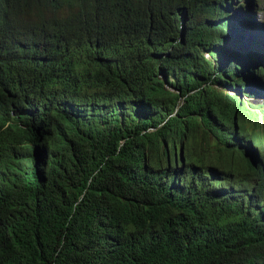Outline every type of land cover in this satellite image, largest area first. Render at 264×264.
Listing matches in <instances>:
<instances>
[{
  "label": "trees",
  "instance_id": "16d2710c",
  "mask_svg": "<svg viewBox=\"0 0 264 264\" xmlns=\"http://www.w3.org/2000/svg\"><path fill=\"white\" fill-rule=\"evenodd\" d=\"M134 2L130 11L114 0H0V50L9 55L0 90L14 92L1 102L46 90L71 106L47 139L20 133L19 152L11 150L10 179L0 186V264H264V242L239 209L170 202L160 185L165 145L185 140L194 150L206 141L228 163L241 156L233 136L264 147L263 108L235 105L226 90L251 58L230 54L221 69L214 43L230 47L207 34L233 35L230 10L242 6ZM78 3L96 24L97 45L56 42L46 69L30 44L71 30L75 14L65 6ZM107 11L110 19L100 16ZM117 31H129L131 49L108 40Z\"/></svg>",
  "mask_w": 264,
  "mask_h": 264
},
{
  "label": "clouds",
  "instance_id": "9594fccd",
  "mask_svg": "<svg viewBox=\"0 0 264 264\" xmlns=\"http://www.w3.org/2000/svg\"><path fill=\"white\" fill-rule=\"evenodd\" d=\"M64 1V0H63ZM123 7V10H134V0H114ZM62 0H60V3ZM242 7H236V13L230 12V15L238 14V10L244 15L248 13L251 20L248 22L253 26H262L257 23L254 13L251 9L249 1H245ZM75 14L72 21L73 28L60 38H56L53 42L47 43L45 33L34 45L33 41L30 45L37 51L36 60H38L46 69H51V66L45 63L50 50L56 48V42L64 45L68 40H72L86 46L95 47L97 45L96 24L92 20L90 12L86 14L82 11V6L74 4L71 8L65 6ZM79 10V18L78 17ZM233 10V9H232ZM233 10V11H234ZM246 15V14H245ZM105 19L111 18L109 11L102 15ZM1 17V15H0ZM26 21V14L23 16ZM127 18V17H126ZM128 19V18H127ZM233 17V23L235 20ZM234 20V21H233ZM263 21V19H262ZM183 26V23H181ZM232 25V24H231ZM233 35L225 37L230 49L226 48V44L215 42V49L218 52L217 59L214 60L215 65L221 63V69H226L229 62L230 54L240 60L251 58V65H243L239 73L231 80L233 85L228 88L231 91L227 93L231 95L235 105H240L242 100H248L253 106L257 105L253 98L264 94V74L258 76L254 73L255 70H264V46L257 44L254 36L250 34H242L244 28L234 27ZM240 30V31H239ZM129 31H117L109 34L108 40L122 44L127 49L129 47ZM255 35V34H253ZM1 36V29H0ZM256 36V35H255ZM7 38V36L5 35ZM258 37V36H257ZM233 38V40H232ZM21 46L24 45V37L21 38ZM232 41V43H231ZM239 50L250 49L248 54L239 52ZM263 48V50L261 49ZM212 49L207 51L202 50L203 56L209 61L213 60L210 55ZM62 52L64 56L69 53ZM258 53V54H257ZM69 56V55H68ZM9 55L0 50V62L7 60ZM262 60L261 63H256ZM68 67L62 66V69ZM216 77V73L212 77ZM261 83V90L253 88L254 84ZM260 88L261 85L257 84ZM220 87V86H219ZM235 88V89H234ZM243 88V89H242ZM235 92V95L233 94ZM258 92L255 96L250 97V93ZM14 92L10 88L2 87L0 90V98L5 97L6 100L13 95ZM244 95L248 98H244ZM70 105L64 102V95L49 94L46 90H35L25 95L21 100L12 101L5 104L0 100V186L6 184L9 177V165L11 155H14L11 150L18 153L17 137L23 133L24 138L32 140L47 139L51 135L52 129L50 123L56 119L58 115H65ZM263 108V107H262ZM237 110L233 114V119H236ZM260 129L264 127V122L260 121ZM238 133V132H237ZM235 133V134H237ZM206 141L198 144L199 149H190L185 140L176 141L165 145L167 159L166 175L161 177L160 185L164 191V195L170 202L181 203L200 200L204 204L217 205L222 208L232 210L239 209L242 215L247 219L248 228L252 229L254 237L261 242H264V147L263 144L253 137H243L236 139L233 136V141L230 142L238 145L237 149L241 152L236 163L225 161L216 153L211 145H205ZM230 207V208H229ZM232 208V209H231Z\"/></svg>",
  "mask_w": 264,
  "mask_h": 264
},
{
  "label": "rangeland",
  "instance_id": "374dc122",
  "mask_svg": "<svg viewBox=\"0 0 264 264\" xmlns=\"http://www.w3.org/2000/svg\"><path fill=\"white\" fill-rule=\"evenodd\" d=\"M237 1L241 5H244L245 4V1H249L250 5H251V9H252V11L254 13V17L257 20V23H260V24H263L264 25V22L261 19L262 17L264 18V0H237ZM237 13L238 14H234L233 15V17L236 20L235 19H234L235 21L233 20L234 22L231 23L232 26L237 27V28H241V27L244 28L243 33H242L243 35L244 34H250V35L254 36L255 40L258 41L257 44H259V45H262L263 44V46H264V28H262L261 25L260 26H253V25H251L248 22V20H247V19L251 20L250 19L251 17L248 16V13H245L246 15L245 14L243 15L241 12H237ZM204 31H206V30H204ZM214 33L215 32L214 31H211V30L210 31H207V34L210 35V36L211 35H216V37H218V38L227 37V34L221 35V34H214ZM253 34H255L256 36L253 35ZM233 37H234V35H233ZM232 40H233V38H232ZM231 43H232V41H231ZM219 45L220 46H223L221 43ZM236 48L238 49L237 45H236ZM261 49L263 50V48H261ZM205 51H207V49H205ZM238 51L239 52H243L245 54H248L249 51H250V49H248V48L247 49H242V50H239L238 49ZM261 61L262 60H258L256 63H261ZM215 84H218V82H215ZM218 86H219V84H218ZM227 90L228 91H231L229 89H227ZM233 94L235 95V92H233ZM244 98L246 99L248 97H246L244 95ZM253 100L255 101V103L257 105H261L263 107V115H264V94H263V96L259 95L258 97L253 98ZM237 103H238V101L235 102V104H237Z\"/></svg>",
  "mask_w": 264,
  "mask_h": 264
},
{
  "label": "water",
  "instance_id": "95a60500",
  "mask_svg": "<svg viewBox=\"0 0 264 264\" xmlns=\"http://www.w3.org/2000/svg\"><path fill=\"white\" fill-rule=\"evenodd\" d=\"M240 11H241V10H238V12H240ZM230 12H232V14H233V13H236V10H234V11H233V10H230ZM229 19H230V21H232L233 16L231 15V16L229 17Z\"/></svg>",
  "mask_w": 264,
  "mask_h": 264
}]
</instances>
